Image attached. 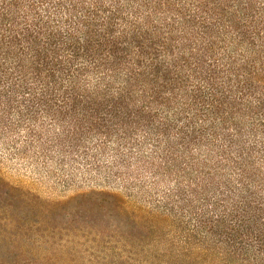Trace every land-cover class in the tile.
<instances>
[{"label": "trees", "instance_id": "obj_1", "mask_svg": "<svg viewBox=\"0 0 264 264\" xmlns=\"http://www.w3.org/2000/svg\"><path fill=\"white\" fill-rule=\"evenodd\" d=\"M1 149L154 209L14 235L0 178V264H264V0H0Z\"/></svg>", "mask_w": 264, "mask_h": 264}, {"label": "rangeland", "instance_id": "obj_2", "mask_svg": "<svg viewBox=\"0 0 264 264\" xmlns=\"http://www.w3.org/2000/svg\"><path fill=\"white\" fill-rule=\"evenodd\" d=\"M12 154V153H11ZM10 153L0 151V178L4 180L10 187L19 190L18 197H22L20 201H13L11 207V219L13 218L15 226V234L28 232L31 226H40L38 229H53L58 227L65 220V215L77 210L78 207L88 209L92 204L99 201L96 196L88 199L82 198L92 191H107L118 194L123 197L131 207L143 209V211H153V205L137 192H131L121 186L117 188H96L85 182L83 177L79 180L67 178L55 167L49 168L44 166L42 162L36 163L35 160L22 159L13 156ZM33 156V154L31 155ZM60 205L66 209V213L60 211ZM63 208V207H62ZM37 223V224H35ZM38 225V226H37ZM28 243L27 240H18L9 245L8 251H12L13 257L17 255H25L28 261ZM90 247H93L90 245ZM4 249H0V258L6 259ZM8 259V258H7ZM58 264H63L65 258L59 257Z\"/></svg>", "mask_w": 264, "mask_h": 264}, {"label": "snow or ice", "instance_id": "obj_3", "mask_svg": "<svg viewBox=\"0 0 264 264\" xmlns=\"http://www.w3.org/2000/svg\"><path fill=\"white\" fill-rule=\"evenodd\" d=\"M173 194L175 195V194H179L181 197H183V192H179V193H177V192H175V190L173 191Z\"/></svg>", "mask_w": 264, "mask_h": 264}]
</instances>
